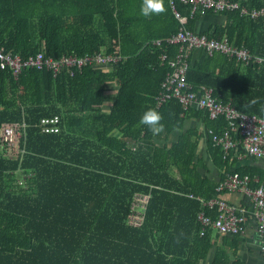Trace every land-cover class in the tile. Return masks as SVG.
Wrapping results in <instances>:
<instances>
[{
  "label": "trees",
  "instance_id": "obj_1",
  "mask_svg": "<svg viewBox=\"0 0 264 264\" xmlns=\"http://www.w3.org/2000/svg\"><path fill=\"white\" fill-rule=\"evenodd\" d=\"M232 1L247 8L264 6V0ZM141 3L0 0V47L5 53L22 60L39 52L53 59L121 55L108 68L86 63L55 75L30 66L17 74L9 67L0 69V127L24 125L18 154L6 155L0 143V264H197L212 245L211 230L198 235L196 215L204 207L197 198L216 197L225 173L254 176L229 170L228 158L222 159L210 135L207 154L225 172L218 182L198 172L203 167L194 161L199 138L208 130L221 132L225 121L221 116L210 119L205 110L182 112L174 98L158 104L168 60L178 47L164 38L179 24L167 0V13L158 19L142 16ZM175 7L188 14V5L176 2ZM205 13L222 14L225 22L196 32L195 21L203 15L196 13L184 27L214 39L226 36L232 45H243L264 59L263 19L238 10ZM157 38L160 44H152ZM197 50L203 58L192 60V50L187 58L185 80L191 90L204 86L236 111L264 119V60L243 64L219 52ZM148 108L164 116L166 130L160 136L139 124ZM54 116L59 132H42L41 119ZM194 119L202 121L204 133L183 130L184 122ZM173 131L179 136L169 143ZM14 174L30 177L27 193L14 192ZM135 193L149 196L141 227L126 223ZM242 201L247 207V199ZM205 211L216 216L215 210ZM177 228L189 236V246ZM174 245L177 252L170 248Z\"/></svg>",
  "mask_w": 264,
  "mask_h": 264
},
{
  "label": "built area",
  "instance_id": "obj_2",
  "mask_svg": "<svg viewBox=\"0 0 264 264\" xmlns=\"http://www.w3.org/2000/svg\"><path fill=\"white\" fill-rule=\"evenodd\" d=\"M180 2L189 6L188 14L182 15L175 7V3ZM169 9L173 17L177 20L179 26L171 35L165 37L164 43L178 44L174 57L168 60L170 70L165 75L160 85V92L157 98L158 104L174 98L178 101L182 112L189 109L205 110L210 119L221 116L226 127L219 133L212 130L206 131V136H211L213 146H219L223 151L222 159L225 158L228 150L233 147V136H237L240 140L242 148L251 156L264 160V119L253 115H246L236 111L229 102L223 103L214 97L211 89L204 86L199 87L196 91H192L190 85L185 80V72L187 68V58L192 49H203L208 55L213 52H219L227 57L234 58L243 64H254L264 59L260 56L253 55L249 50L241 45L235 46L229 43L226 36L220 39L208 37L206 34L196 33L184 27L187 17L194 14H204L207 10L213 12H223L231 10H239L242 15H248L256 18L264 15V8L249 10L245 6L232 0H167ZM160 40L154 39L151 43L158 45ZM121 55L118 53H91L77 56L68 54L60 59H53L44 56L43 53H36L34 56L26 60H22L18 55L5 53L0 47V69L7 67L17 74L23 66L35 67L38 69L45 68L55 75L64 67H75L79 69L82 65L88 63L95 67L108 68L113 62L119 60ZM161 60L166 59L165 54H160ZM59 118L41 119L40 128L42 132L58 133ZM24 125L18 123L3 124L0 127V143L11 146L9 142L13 132H19ZM4 143V145H3ZM4 152L9 156L10 151L4 148ZM19 150L16 151L18 154ZM23 182L26 192L29 188V176H23ZM30 189V188H29ZM217 196L203 200L197 198L202 203L204 209L215 210L216 216L211 218L205 210L197 213L196 220L198 223V235L203 236L208 230L215 231L220 235L240 236L244 232L245 226V210L243 207L228 205L219 197L224 191L239 192L248 202L249 214L256 224L255 233L260 245V249L264 255V183L257 181L256 176L249 174H239L237 172L226 173L218 182L215 189ZM149 196L143 193H135L129 206V213L126 218L128 226L141 227L144 222L146 206Z\"/></svg>",
  "mask_w": 264,
  "mask_h": 264
},
{
  "label": "crops",
  "instance_id": "obj_3",
  "mask_svg": "<svg viewBox=\"0 0 264 264\" xmlns=\"http://www.w3.org/2000/svg\"><path fill=\"white\" fill-rule=\"evenodd\" d=\"M260 8H264V6L254 9H260ZM248 9L251 10L253 8H248ZM238 13L239 15H242L239 10ZM244 16H248V15H244ZM248 17L251 18L250 16ZM259 18L264 20V15L251 19H259ZM224 22H225V16H223L222 14L205 13L203 15H200L195 21L194 30L196 32H202L208 30L211 31L215 25H220ZM190 56L192 60H197L203 58L204 54L197 49H192ZM244 69L245 68L241 66L239 73L240 77L243 76ZM187 129L196 130L197 134L200 132L204 133V125L202 121H200L199 119L185 121L183 130H187ZM178 136H179V132L173 131L168 137V142L169 143L175 142ZM206 140H207L206 134H203L202 137L199 138L197 147L195 149L194 161L199 160L200 162H202V166L204 168L200 167L198 169L200 175L206 176L208 179L218 182L221 174L224 173L225 170L224 169L218 170L217 167L212 162V160L210 159L206 151L207 148ZM233 141H234L233 147L230 150H228L224 158V159L228 158V169L243 170L253 173V175L256 176L258 182L264 183V160L249 155L244 150V148H242L243 146H241L240 140L236 135L233 136ZM244 174H248V173H244ZM11 177L13 181L16 180L17 177L19 178L17 174L12 175ZM13 190L16 193H20L15 191V189ZM219 197L223 199L228 205L239 206L244 208L245 210L244 232L242 235L236 238H232L231 236L220 235L219 233L211 230L212 245L206 252L205 257L203 259H200L197 264H264V255L260 249L259 243H257L258 242V238H256L257 233H255L256 224L249 214L248 206L246 207L244 205L245 202L242 201L243 197L241 196V194H239V192L237 191L235 192L224 191L219 195ZM200 206H202L203 208L202 203H200ZM202 210L205 209L203 208ZM182 220L183 222L185 221L184 219ZM176 221L178 222L179 220L176 218ZM176 234H179L183 237L184 246H189L190 244L188 240L189 236L185 232H183L182 228H177ZM184 246L182 247L183 251L185 250ZM176 247L178 246L174 245L170 248L175 252H177Z\"/></svg>",
  "mask_w": 264,
  "mask_h": 264
},
{
  "label": "clouds",
  "instance_id": "obj_4",
  "mask_svg": "<svg viewBox=\"0 0 264 264\" xmlns=\"http://www.w3.org/2000/svg\"><path fill=\"white\" fill-rule=\"evenodd\" d=\"M165 12L164 0H142L140 13L149 18L153 15H160ZM256 101H252L255 103ZM164 116L156 108L146 109L140 116L139 124L145 126L153 137L165 133L166 125L163 122Z\"/></svg>",
  "mask_w": 264,
  "mask_h": 264
},
{
  "label": "rangeland",
  "instance_id": "obj_5",
  "mask_svg": "<svg viewBox=\"0 0 264 264\" xmlns=\"http://www.w3.org/2000/svg\"><path fill=\"white\" fill-rule=\"evenodd\" d=\"M141 1H142V0H141ZM140 6H141V5H140ZM132 7H135V6H132ZM138 8H139V7H137V9H138ZM165 13H167L166 6H165ZM155 16H156V18L158 19V18H160V17L162 16V14H160V15H153V16H151L149 19H151L152 17H155ZM149 19H148V20H149ZM155 24H156V23H152L151 25L157 26V25H155ZM18 134H19V132H16V131L13 132V135H12L11 139L9 140V142L12 143L11 146L4 145V143H3L4 148H5L7 151H10V154H9L10 156L16 155V151L18 150V148H17V145H18ZM22 179H24V177H21V178H18V177H17V179L14 180V181H13L12 179H10V184H11L12 188L15 189V191L20 192V193H27V192H26L25 184H24V182H23ZM12 182H13V183H12Z\"/></svg>",
  "mask_w": 264,
  "mask_h": 264
}]
</instances>
